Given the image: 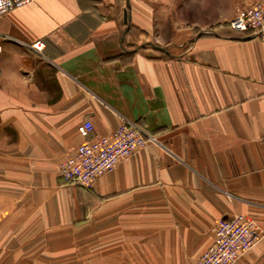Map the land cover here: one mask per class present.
Masks as SVG:
<instances>
[{"label":"crops","instance_id":"crops-1","mask_svg":"<svg viewBox=\"0 0 264 264\" xmlns=\"http://www.w3.org/2000/svg\"><path fill=\"white\" fill-rule=\"evenodd\" d=\"M178 1L0 17V264H195L236 214L261 237L235 264H264V47L179 20ZM124 119L158 144L89 188L59 176L81 123L100 137Z\"/></svg>","mask_w":264,"mask_h":264},{"label":"built area","instance_id":"built-area-1","mask_svg":"<svg viewBox=\"0 0 264 264\" xmlns=\"http://www.w3.org/2000/svg\"><path fill=\"white\" fill-rule=\"evenodd\" d=\"M32 0H0V17L27 5ZM228 27L237 35L259 40L264 47V0L239 11ZM31 48L41 51L43 44L33 43ZM83 142L58 166L59 176L71 185L89 188L102 175L113 169L119 161L148 144H158L154 135H147L135 123L122 120L120 125L105 136L94 137L90 121L77 127ZM261 231L248 216L236 214L219 220L213 228L211 245L195 264H235L260 239Z\"/></svg>","mask_w":264,"mask_h":264},{"label":"rangeland","instance_id":"rangeland-1","mask_svg":"<svg viewBox=\"0 0 264 264\" xmlns=\"http://www.w3.org/2000/svg\"><path fill=\"white\" fill-rule=\"evenodd\" d=\"M172 4H177L176 9L182 13L179 20L207 27H225L236 8L244 6L235 0H179Z\"/></svg>","mask_w":264,"mask_h":264},{"label":"water","instance_id":"water-1","mask_svg":"<svg viewBox=\"0 0 264 264\" xmlns=\"http://www.w3.org/2000/svg\"><path fill=\"white\" fill-rule=\"evenodd\" d=\"M124 20H126V15L124 14Z\"/></svg>","mask_w":264,"mask_h":264}]
</instances>
